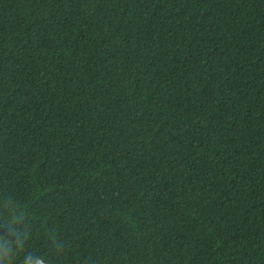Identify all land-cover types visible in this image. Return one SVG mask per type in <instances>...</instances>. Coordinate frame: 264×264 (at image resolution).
<instances>
[{"label":"trees","instance_id":"trees-1","mask_svg":"<svg viewBox=\"0 0 264 264\" xmlns=\"http://www.w3.org/2000/svg\"><path fill=\"white\" fill-rule=\"evenodd\" d=\"M0 264H264V0H0Z\"/></svg>","mask_w":264,"mask_h":264}]
</instances>
